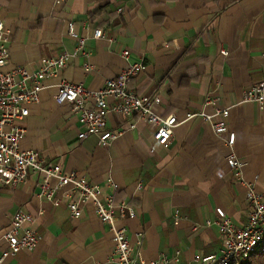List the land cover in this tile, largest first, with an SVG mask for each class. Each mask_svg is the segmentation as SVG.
<instances>
[{
  "label": "crops",
  "instance_id": "1",
  "mask_svg": "<svg viewBox=\"0 0 264 264\" xmlns=\"http://www.w3.org/2000/svg\"><path fill=\"white\" fill-rule=\"evenodd\" d=\"M0 19L9 50L6 70L23 66L32 72L44 58L73 53L76 40L66 33L68 21L84 37L89 58L72 57L59 75L42 81L38 103L28 105L27 116L17 121L25 128L19 147L64 171L82 173L120 199L113 197L115 203L126 201L135 215L116 223L139 259L180 251V260L190 262L216 251V207L237 226L246 221V189L226 163L225 137L200 117L177 124L165 147L143 120L111 113L108 128L125 131L102 147L95 136L77 139L75 115L68 104L56 103L54 94L61 81L97 90L129 62L141 60L145 68L128 87L158 95L156 114L182 120L186 113L229 107L226 120L235 133L232 150L243 163L242 177L264 193V108L241 102L251 85L264 81V0H64L60 5L0 0ZM97 28L102 36L94 38ZM123 49L129 50L128 59ZM209 97L215 105L206 104ZM42 178L28 171L17 187L0 183V233L22 210L34 217L31 227L40 236L32 251H19L2 264H115L111 233L94 209L83 206L73 219L56 180L49 184L59 205L38 195ZM108 178L115 187L106 184ZM4 246L0 242V249Z\"/></svg>",
  "mask_w": 264,
  "mask_h": 264
},
{
  "label": "built area",
  "instance_id": "2",
  "mask_svg": "<svg viewBox=\"0 0 264 264\" xmlns=\"http://www.w3.org/2000/svg\"><path fill=\"white\" fill-rule=\"evenodd\" d=\"M53 1L55 5H60L64 0ZM66 33L76 40L73 53L63 52L44 58L41 66L32 72L23 66L6 70L9 50L5 43L6 31L0 19V183L14 188L25 181L28 171L38 172L43 177L38 195L51 198L57 206L61 201L52 198L55 188L49 184V179L56 180V186L65 189L64 205L73 219L80 217L83 206L90 205L99 220L107 226L111 233L112 259L115 264H231L247 259L253 249L264 241V193L257 191L242 177L243 163L232 150L235 133L229 130L226 120L229 107H215L212 113H186L182 120L174 115L163 117L156 114L153 107L160 102L158 95L137 94L128 87V81L145 68L141 60L129 62L116 76L106 79L104 85L97 90L88 89L80 82L61 81L56 87L54 100L58 104L66 103L70 106L80 127L77 139L95 136L97 144L102 147L109 146L125 131L122 128H108L107 117L111 113L125 117L135 116L143 120L152 129L154 139L165 147L171 138L172 129L194 116L209 123L216 135L225 137V144L229 148L226 163L233 177L246 189L247 212L246 221L237 226L222 208H215V223L220 237V246L216 251L195 257L190 262L180 260V251H175L172 255L163 253L148 261L139 259L132 251L125 228L116 223L117 218L135 215L134 209L126 201L115 203L111 193H103L102 189L91 184L82 173L64 171L59 164L38 157L34 150L19 147L25 128L17 121L27 116L28 105L38 103L39 93L43 88L42 81L59 75L72 57L83 56L88 59L90 56L84 37L75 31L72 21L67 22ZM92 36L101 37L102 31L94 29ZM220 53L227 55L225 49H221ZM121 55L128 59L129 50L123 49ZM83 68L85 72L92 70L88 62L84 63ZM109 98L114 102L109 103ZM241 102L256 103L264 108V81L251 85ZM206 104L215 105V101L209 97ZM106 184L115 187L110 178L106 180ZM33 223L34 217L22 210L12 215L9 226L0 233V242L5 244L0 249V264L19 251H32L37 246L40 236L31 227ZM209 223L210 221L205 222Z\"/></svg>",
  "mask_w": 264,
  "mask_h": 264
},
{
  "label": "trees",
  "instance_id": "3",
  "mask_svg": "<svg viewBox=\"0 0 264 264\" xmlns=\"http://www.w3.org/2000/svg\"><path fill=\"white\" fill-rule=\"evenodd\" d=\"M118 200L120 199H115V201ZM231 264H264V241L253 249L247 259Z\"/></svg>",
  "mask_w": 264,
  "mask_h": 264
}]
</instances>
